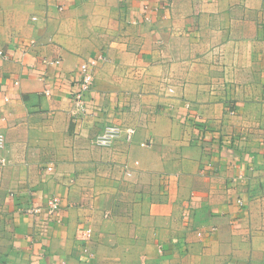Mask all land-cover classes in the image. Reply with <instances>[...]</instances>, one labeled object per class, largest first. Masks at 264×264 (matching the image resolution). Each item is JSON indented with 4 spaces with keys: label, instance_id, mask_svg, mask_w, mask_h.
Segmentation results:
<instances>
[{
    "label": "crops",
    "instance_id": "obj_1",
    "mask_svg": "<svg viewBox=\"0 0 264 264\" xmlns=\"http://www.w3.org/2000/svg\"><path fill=\"white\" fill-rule=\"evenodd\" d=\"M0 135V264H264V0H0Z\"/></svg>",
    "mask_w": 264,
    "mask_h": 264
},
{
    "label": "built area",
    "instance_id": "obj_2",
    "mask_svg": "<svg viewBox=\"0 0 264 264\" xmlns=\"http://www.w3.org/2000/svg\"><path fill=\"white\" fill-rule=\"evenodd\" d=\"M144 11L147 10V6H144ZM145 21H149V17L145 15L144 17ZM96 60H92L90 62L82 63L79 67V82H78V92H76L73 96V101L75 102L76 106L78 108H84L83 98L84 95L89 93L93 87V70L92 67L96 65ZM48 92L46 91V94ZM120 132H123L125 135V139L129 141L134 133V130L131 128H126L125 130H121L117 126H109L105 129V133L101 136L100 143L102 145H107L112 139L117 138L118 134ZM3 144V138L2 135H0V148ZM143 145V144H141ZM46 209L49 215L58 214L59 212V202L56 198H52L48 200ZM39 210L34 209L32 210V213H37ZM200 235V234H199ZM77 239L83 244V258L85 261H88V258L90 257L88 255V250L85 247L87 242L90 240L91 237V230L90 229H78L76 232Z\"/></svg>",
    "mask_w": 264,
    "mask_h": 264
}]
</instances>
